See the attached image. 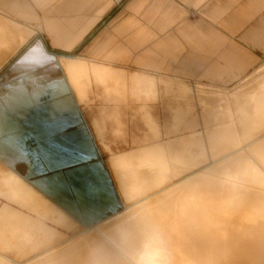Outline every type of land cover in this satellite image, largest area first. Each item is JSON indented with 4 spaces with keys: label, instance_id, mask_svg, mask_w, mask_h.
<instances>
[{
    "label": "bare ground",
    "instance_id": "bare-ground-1",
    "mask_svg": "<svg viewBox=\"0 0 264 264\" xmlns=\"http://www.w3.org/2000/svg\"><path fill=\"white\" fill-rule=\"evenodd\" d=\"M112 4L0 0V14L43 32L53 48L70 52ZM31 35L0 18V128L5 134L15 128L19 153L26 152V157L17 153L0 161V264H126L137 243L136 226L145 219L163 229L178 264H264V66L260 74L249 76L254 86L249 82L243 91L248 84H240L229 96L215 97L226 112L216 121L205 122L199 96L195 102L204 129L190 139L161 143L155 120H145L146 133L131 137L136 148L113 153L103 143L106 128L124 142L126 124L121 109L107 108L103 101L91 127L109 153L105 166L96 160L92 135L80 117L83 101L72 95L66 101V91L75 95L76 84L82 85L85 101L88 83L84 86L80 77L91 68L140 73L87 58L85 51L54 54L40 40L26 47ZM38 72L43 73L40 78ZM115 77L118 88L121 80ZM163 81L174 87L175 82ZM165 83L162 91L169 89ZM180 83L187 87L188 98L190 85L178 81L176 88ZM57 88L62 102L56 107L71 104L73 113L57 112L54 103L42 102L45 93ZM153 88L148 84L149 94L159 95ZM110 112L114 121H103ZM194 126L190 122L184 129ZM179 127L181 122L168 135L179 133ZM187 146H192L188 153L178 151ZM88 152L94 157L85 162L81 156ZM95 165L107 181L105 199L89 196ZM118 205L123 213L107 218L101 227L96 223L91 234L63 238L64 232L79 230L80 222L95 223Z\"/></svg>",
    "mask_w": 264,
    "mask_h": 264
},
{
    "label": "crops",
    "instance_id": "crops-1",
    "mask_svg": "<svg viewBox=\"0 0 264 264\" xmlns=\"http://www.w3.org/2000/svg\"><path fill=\"white\" fill-rule=\"evenodd\" d=\"M107 16L106 26L90 35ZM80 47L87 58L140 73L91 68L80 77L84 86L90 78L114 86L118 76L119 87L145 84L147 93L148 84L153 92L163 80L175 82L174 89L178 81L231 87L264 66V0H113L73 50ZM176 91L188 100L185 85Z\"/></svg>",
    "mask_w": 264,
    "mask_h": 264
},
{
    "label": "rangeland",
    "instance_id": "rangeland-1",
    "mask_svg": "<svg viewBox=\"0 0 264 264\" xmlns=\"http://www.w3.org/2000/svg\"><path fill=\"white\" fill-rule=\"evenodd\" d=\"M0 18L15 24L17 26L18 30H20V31L22 30V32H24V33L27 32L30 35L31 34L33 35V36L31 35L32 37L30 36L31 38L29 40H28L29 36L27 37L28 42H27L26 47L31 45L34 41L40 40L43 43V45L46 47V49L48 51L54 53V54H65V55H69V56H74V55L80 54L81 50H83L82 47H80V48L72 50L70 52H66V51H62L61 49H58V48L57 49L52 48L49 38L43 32H36L35 30L31 29L30 27L28 28V26L21 24V23L15 21L9 17H6L2 14H0ZM108 20H109L108 16L105 17L103 22H101L99 24V26H97L95 28V30H93V32L90 35L97 34L102 28H104L106 26L105 24L108 23ZM32 31H34V32L32 33ZM12 33L13 32L10 31L8 34H12ZM8 34H7V36H9ZM85 41H86V39H85ZM26 47H24V48H26ZM249 82L252 84V86H254V82L250 81V79L244 80L243 82L238 81V82H235L231 87H223V88L203 87L201 85L194 84L193 87H189L190 88V94L188 96L189 101H186L185 98L183 99V97H181L180 94H178L176 89H174L173 87H171L170 89L162 91L161 87L157 86V93L159 95H156L154 92L152 94L147 93L145 91L146 88H142V89L135 88L133 85L121 86L119 88H116L112 84L96 85L94 83L93 79L90 78L89 83H88L87 92L85 93L86 94L85 101H84V88L80 84H76L77 86L75 85L76 89H77V91L75 92V95L69 94L66 91L65 97L67 98L66 101L69 100L67 96H69V98H71L70 95H72L73 98H76L77 102L83 101L82 102L83 104L80 107V109H83L84 111L80 113V117H81L82 121L84 122V124L86 125L88 132L92 135L93 144H94V147L96 146L95 150L97 152L96 160H99L102 164H104L106 166V162L109 158V153H107L106 151L103 150L100 142L98 141V139H96L95 134L92 131V127H91V121L94 117L98 116L99 109H102V105L104 103L103 101H105V103L108 105L107 108L116 107V108L121 109L122 116H123V117L121 116V120H123L124 124H126L124 127V133H125V137H124L125 141L124 142L121 140L115 139L114 136L112 135L111 131H110V127H108V126L106 128L107 131L104 133L103 143L105 145L109 146L112 149L113 153H119V152H124V151H128L130 149L136 148V146H134L130 143L131 137L134 135L140 137L146 133L145 132L146 128L144 127L143 122H142L145 120H152L153 123H155V122L157 123L159 130L162 134V137L160 138L161 143L171 141V139L176 140L177 137L190 139L191 135H194L196 133L197 134L201 133L202 130L204 129V127L200 121V108L197 106V104H196L197 102H195V101H197V98H199V96L202 97V98L200 97V100L198 103L203 108L202 110H203V114H204L203 116H204L205 122H207L209 120L210 121L211 120L216 121V120H218V118H221L222 115H224L226 112L224 110L225 107L222 105L223 104L222 102L217 103V101H214L216 99L215 97H217L218 94H221L223 96H229L231 93H233L234 91L239 89L241 86L248 84L247 86H245L243 88V91H245L246 89L250 88ZM240 84H241V86H240ZM173 86H174V84H173ZM58 89L59 88H57L56 91H54V92L45 93L48 97L45 99V101H42V102L54 103L55 104L54 107H55V110H57V112H59L58 110H60V112L64 111V112L73 113L72 112L73 107H71L72 106L71 104L67 105V106H70V108L67 109V111H66L67 106L56 107L58 103L60 104L62 102L60 100L61 98H59L60 91ZM203 90H204V92H203ZM100 95L104 100H98L95 98V96H100ZM49 96H51V97H49ZM56 99H57V101H56ZM231 113L234 116H236V112L233 111ZM179 115H180L181 120H180V118H178ZM112 116H113V113L110 112L106 116V118L105 117L103 118V121L108 122V123L111 122V120L114 119ZM154 120H155V122H154ZM180 122H181V127H179V129H181L182 132L180 131L179 133L168 135V132H170V130H172V127L177 125V123L180 124ZM182 122H184V123H182ZM190 122L195 123L196 126H194L192 129L185 130L186 129L185 124L188 125V124H190ZM24 123H26V122H24ZM25 126H27V124ZM0 130H1V128H0ZM13 130L14 131L12 132V134H5V133H2V130L0 131V161H4L6 159L5 157H10L11 155H12L11 156L12 158L14 157V155L18 156V154H17V153H19L18 148H20L21 144H20L19 140L16 139L17 138L16 129L14 128ZM6 135H8V136L6 137ZM8 137H11V138H8ZM5 141H7L8 143H6ZM1 142L6 143V145L2 146ZM8 144L11 146H9ZM6 146H9V148ZM192 146H190V147H192ZM190 147L189 146L181 147L180 150H178V151L188 153V151H190ZM21 153H23V152L20 151L19 155ZM25 153L26 152L24 151V153L22 154L24 157H26ZM7 159H9V158H7ZM16 160H18V159H14V162ZM1 206L2 205H0V209H1ZM124 210H125L124 207H122L121 205H118L115 212H108L105 216H103L101 219H99L95 223L87 224V223L80 222L78 224L79 230L75 231L74 233L72 232L73 234L71 232L67 233V234L64 232L65 237H63V238L64 239H71L74 236H76L75 234L81 235L84 232L86 234H91L93 232V230L96 228V227L95 228L93 227L96 225V223L100 224L97 227H101V226H103V224H106V222H108V221H106L107 218L115 216V215L120 214V213L122 214Z\"/></svg>",
    "mask_w": 264,
    "mask_h": 264
},
{
    "label": "clouds",
    "instance_id": "clouds-1",
    "mask_svg": "<svg viewBox=\"0 0 264 264\" xmlns=\"http://www.w3.org/2000/svg\"><path fill=\"white\" fill-rule=\"evenodd\" d=\"M136 228L137 243L126 264H178L169 239L159 224L145 219Z\"/></svg>",
    "mask_w": 264,
    "mask_h": 264
},
{
    "label": "snow or ice",
    "instance_id": "snow-or-ice-1",
    "mask_svg": "<svg viewBox=\"0 0 264 264\" xmlns=\"http://www.w3.org/2000/svg\"><path fill=\"white\" fill-rule=\"evenodd\" d=\"M94 155L92 152H88L86 155H82L81 159L85 162H90L93 159ZM90 174L93 176L92 184L90 185L89 196L92 199H105L108 195V185L107 181L98 168V166H93L90 169Z\"/></svg>",
    "mask_w": 264,
    "mask_h": 264
}]
</instances>
